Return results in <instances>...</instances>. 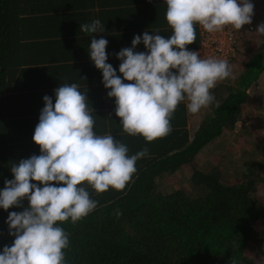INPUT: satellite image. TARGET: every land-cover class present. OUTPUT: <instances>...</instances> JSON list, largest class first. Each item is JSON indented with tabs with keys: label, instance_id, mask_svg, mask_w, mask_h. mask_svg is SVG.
I'll return each mask as SVG.
<instances>
[{
	"label": "clouds",
	"instance_id": "1",
	"mask_svg": "<svg viewBox=\"0 0 264 264\" xmlns=\"http://www.w3.org/2000/svg\"><path fill=\"white\" fill-rule=\"evenodd\" d=\"M164 2L172 34L168 38L148 31L135 35L131 47L115 54L122 77L107 62V39L93 37L89 46L90 59L102 71L104 87L110 89L107 95L115 98L123 132L140 135L146 142L171 132L170 121L181 102L187 101L192 114L208 107L214 101L210 90L232 75L227 60L201 57L188 49L196 41L195 26L208 33L222 32L229 25L240 30L254 15L251 0ZM80 29L90 34L105 31L99 19ZM257 31L264 33V23ZM141 43L146 51H134ZM54 91L55 103L52 97H43L32 137L41 154L13 165L14 179L5 180L0 190L4 210L19 207L25 198L29 202L23 211L8 215L9 234L15 239L3 248L0 264H66L69 233L58 222L75 224L97 207L86 186L97 193L125 189L137 171V160L149 155L144 148L129 156L128 147L112 135H97L88 97L78 84L60 85Z\"/></svg>",
	"mask_w": 264,
	"mask_h": 264
},
{
	"label": "trees",
	"instance_id": "2",
	"mask_svg": "<svg viewBox=\"0 0 264 264\" xmlns=\"http://www.w3.org/2000/svg\"><path fill=\"white\" fill-rule=\"evenodd\" d=\"M4 5L20 10L18 0H5ZM197 40L196 32L190 46H197ZM248 52L237 45V56L228 63L232 71L241 68L212 89L210 113L189 141L187 132L176 128L185 121L171 119V132L154 142L152 155L137 160V171L125 189L97 193L85 184L97 207L75 224L58 222L69 233L66 264H264V248L256 249L263 253L261 258L247 254L263 212L256 191L261 161H249L250 173L234 182L226 179L218 164L197 161L207 143L235 128L248 89L264 70V38L260 50ZM111 128H116L115 121ZM132 146L129 156L139 152L137 144ZM144 146L148 147L143 143L142 150ZM22 153L27 155L21 151L16 157ZM185 163L193 167L188 179L182 178V170L178 172ZM176 172L178 181L167 183ZM0 177L2 190L6 179ZM28 204L25 198L19 207L0 208V253L15 239L6 223L9 213L21 212Z\"/></svg>",
	"mask_w": 264,
	"mask_h": 264
},
{
	"label": "crops",
	"instance_id": "3",
	"mask_svg": "<svg viewBox=\"0 0 264 264\" xmlns=\"http://www.w3.org/2000/svg\"><path fill=\"white\" fill-rule=\"evenodd\" d=\"M4 1L0 0V84L4 86V91L0 92V174L4 179H14L11 167L17 164V160L41 154L39 145L32 137L44 107L43 97L48 95L55 103L54 90L64 84L76 83L79 90L87 95L97 135L110 134L128 148L137 144L139 151L144 143L152 155L157 139L146 142L140 135L131 136L123 132L120 118L115 114V98L108 97L110 89L104 87L102 71L90 59L89 46L93 37L107 39V62L122 77L119 73L121 61L115 54L131 47L135 35L142 36L148 31L168 38L172 34L165 19L167 6L164 0H18L19 11L5 9ZM251 2L254 4L252 23L256 28L251 33L256 35V41L257 36L261 37V44L264 36L257 28L264 23V0ZM96 19L104 25V32L90 34L80 29V25ZM195 28L199 44L188 45L189 50L201 43L200 26L197 24ZM134 51L146 49L141 43ZM250 90L242 114L251 103ZM210 91L214 94L212 89ZM186 103L178 105L171 119L178 123L185 121L176 128H182V133L186 131L189 141L211 109L209 105L192 114L187 111ZM112 121L116 122L114 130L111 128ZM218 139L219 136L215 144L207 143L200 150L199 157L213 144L220 148ZM20 150L27 155L22 153V156L16 157ZM187 166L192 165L185 163L178 172L186 170ZM178 172L174 174L178 175Z\"/></svg>",
	"mask_w": 264,
	"mask_h": 264
},
{
	"label": "rangeland",
	"instance_id": "4",
	"mask_svg": "<svg viewBox=\"0 0 264 264\" xmlns=\"http://www.w3.org/2000/svg\"><path fill=\"white\" fill-rule=\"evenodd\" d=\"M254 30L248 32L251 33ZM248 32L240 34L237 44L244 45V48L249 51L248 54H253L258 50V47L260 48L261 37L257 36L256 41V35ZM240 68L241 66L235 69L236 73ZM260 79L250 87L251 103L238 119L233 132L225 131L217 141L220 148L214 146L216 138L213 146L208 150L205 149L204 153L197 159L199 163L205 166L218 164L227 175L226 179L233 182L242 180L245 173H250L247 164L249 161H261L258 162L260 176L258 175L259 183L256 191H258L263 202V212L256 228L257 234L250 241L247 250L248 256L252 259L263 257V253L256 249L264 248V159L262 160L264 157V72ZM192 168V166H187L185 167L186 170L180 172L183 179H188ZM178 177L177 174L169 177L167 183L178 181ZM182 184L186 185L185 182Z\"/></svg>",
	"mask_w": 264,
	"mask_h": 264
},
{
	"label": "built area",
	"instance_id": "5",
	"mask_svg": "<svg viewBox=\"0 0 264 264\" xmlns=\"http://www.w3.org/2000/svg\"><path fill=\"white\" fill-rule=\"evenodd\" d=\"M254 29L255 25L252 22L242 26L240 30H236L229 25L225 27L224 31L218 33H208L200 26L201 43L191 51H198L201 57L211 56L229 62L237 56V42L240 34Z\"/></svg>",
	"mask_w": 264,
	"mask_h": 264
}]
</instances>
